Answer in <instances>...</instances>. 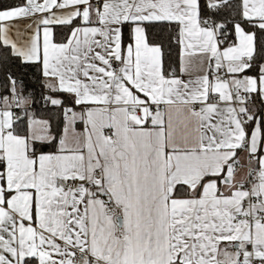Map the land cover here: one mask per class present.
Returning a JSON list of instances; mask_svg holds the SVG:
<instances>
[{
    "label": "snow or ice",
    "instance_id": "obj_1",
    "mask_svg": "<svg viewBox=\"0 0 264 264\" xmlns=\"http://www.w3.org/2000/svg\"><path fill=\"white\" fill-rule=\"evenodd\" d=\"M0 264H264V0H0Z\"/></svg>",
    "mask_w": 264,
    "mask_h": 264
}]
</instances>
